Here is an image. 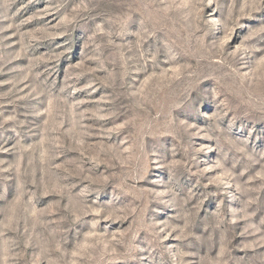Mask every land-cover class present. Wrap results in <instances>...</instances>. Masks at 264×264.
I'll return each instance as SVG.
<instances>
[{
  "label": "rangeland",
  "instance_id": "1",
  "mask_svg": "<svg viewBox=\"0 0 264 264\" xmlns=\"http://www.w3.org/2000/svg\"><path fill=\"white\" fill-rule=\"evenodd\" d=\"M0 264H264V0H0Z\"/></svg>",
  "mask_w": 264,
  "mask_h": 264
}]
</instances>
